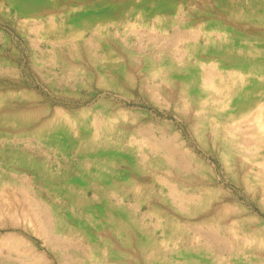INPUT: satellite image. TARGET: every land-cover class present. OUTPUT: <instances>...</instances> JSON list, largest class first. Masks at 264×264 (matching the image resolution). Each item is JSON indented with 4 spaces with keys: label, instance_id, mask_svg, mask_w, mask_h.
Masks as SVG:
<instances>
[{
    "label": "rangeland",
    "instance_id": "obj_1",
    "mask_svg": "<svg viewBox=\"0 0 264 264\" xmlns=\"http://www.w3.org/2000/svg\"><path fill=\"white\" fill-rule=\"evenodd\" d=\"M261 113L264 0H0V264H264Z\"/></svg>",
    "mask_w": 264,
    "mask_h": 264
},
{
    "label": "bare ground",
    "instance_id": "obj_2",
    "mask_svg": "<svg viewBox=\"0 0 264 264\" xmlns=\"http://www.w3.org/2000/svg\"><path fill=\"white\" fill-rule=\"evenodd\" d=\"M42 35L44 36L45 33L42 31ZM51 52V51H50ZM49 52V53H50ZM46 57V60L47 61H50L52 63H56L57 62V58L54 54H47L45 55ZM209 87H212V88H215L216 86L214 85L213 82L209 83ZM254 122V121H253ZM257 126L258 128L264 132V117H263V114L261 113L259 116H258V120H257ZM179 139V138H178ZM174 141V140H173ZM149 147L151 148V151L153 153H156V154H159L162 158H164L165 160L171 162L173 161V151L167 147H164V146H161V145H156V144H152V143H149ZM185 154L188 156V157H191L192 160H194L198 167L199 168H204L205 165L204 163L199 160L198 158H196L193 154L190 153V151L188 150H184ZM24 196V195H23ZM28 199V198H27ZM28 203V202H27ZM19 205V204H18ZM36 211V210H35ZM34 213V212H33ZM35 214V213H34ZM25 217V216H24ZM34 220L36 221L37 219L34 218ZM33 221V220H31ZM40 228V227H38ZM41 229V228H40ZM39 229V230H40ZM45 232V231H43ZM46 233H43V235H45ZM12 238H14V241L11 240L10 244L11 247H14L19 253L21 252L22 254L25 253L26 250H23L22 247L23 246H26L28 247V249H31L32 246H29V242L25 240V238H23L22 236H19V235H14ZM246 240H249L248 238H246ZM261 244V243H260ZM7 246V245H6ZM6 248V247H5ZM10 250V249H9ZM26 254V253H25ZM38 261L41 263V264H49L48 263V260L45 256H42V255H37L35 254ZM264 260V259H263ZM26 263V262H24ZM36 263V262H35Z\"/></svg>",
    "mask_w": 264,
    "mask_h": 264
}]
</instances>
